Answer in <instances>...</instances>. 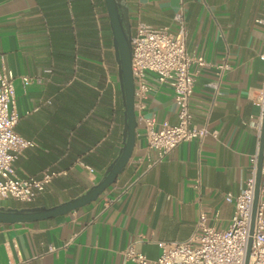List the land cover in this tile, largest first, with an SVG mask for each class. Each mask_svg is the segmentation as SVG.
<instances>
[{
  "label": "crops",
  "instance_id": "obj_1",
  "mask_svg": "<svg viewBox=\"0 0 264 264\" xmlns=\"http://www.w3.org/2000/svg\"><path fill=\"white\" fill-rule=\"evenodd\" d=\"M123 2L132 32L139 22L175 31L183 13L187 49L207 61L191 66L192 120L210 133L157 160L140 114L177 123L178 106L173 89L150 73L153 89L137 112L124 171L96 200L66 214L0 222V264H134L125 253L130 245L156 258L159 241L188 239L202 211L208 225L231 222L234 203L225 193H238L251 174L262 127L264 0ZM111 32L96 0H0V70L16 76L15 129L34 142L16 159V172L54 173L33 201L10 197L0 205L50 207L73 199L117 157L124 106Z\"/></svg>",
  "mask_w": 264,
  "mask_h": 264
},
{
  "label": "built area",
  "instance_id": "obj_2",
  "mask_svg": "<svg viewBox=\"0 0 264 264\" xmlns=\"http://www.w3.org/2000/svg\"><path fill=\"white\" fill-rule=\"evenodd\" d=\"M176 19L179 27L175 31L168 26L156 27L139 22L131 37L136 115L145 108V100L153 89L150 73L155 75L159 84H167L173 89L178 106L177 123L159 121L154 115L146 117L140 114L145 125L148 146L158 152L157 160L163 159L182 141L202 139L210 133L207 125L193 123L190 109L195 85V72L191 66H203L207 61L203 55L188 51L187 27L183 13H178ZM218 66L224 69L229 64ZM15 77L12 69L0 70V201L13 197L31 202L45 189L54 173L44 171L39 176H21L16 172V159L26 148L33 146L34 142L15 129L19 119L15 105ZM211 84L217 86V83ZM260 104L263 117L264 92L260 97ZM259 142L260 140L251 155V174L244 179L241 190L238 193H225L226 200L234 203L233 216L227 228L208 225L206 212L202 211L196 231L188 239L159 241L161 252L158 257L150 258L136 250L134 245L127 248L126 256L134 264H244L251 236L249 264H264V161L254 230L250 233Z\"/></svg>",
  "mask_w": 264,
  "mask_h": 264
},
{
  "label": "water",
  "instance_id": "obj_3",
  "mask_svg": "<svg viewBox=\"0 0 264 264\" xmlns=\"http://www.w3.org/2000/svg\"><path fill=\"white\" fill-rule=\"evenodd\" d=\"M109 16V23L113 36L115 57L118 64L119 83L122 104L124 106V130L123 143L117 157L107 168L102 178L92 185L81 195L62 202L54 206H2L0 205L1 223H29L58 215L66 214L78 209L85 204L96 200L112 183H114L120 173H122L132 156L136 143V129L138 119L135 110V82L132 70V28L128 9L123 0H104ZM259 154L257 164V175L255 185V196L253 202L252 221L250 233L254 230V220L258 201L259 186L262 177V167L264 161V110L262 127L259 138ZM252 237L250 236L245 262L249 264L251 253Z\"/></svg>",
  "mask_w": 264,
  "mask_h": 264
},
{
  "label": "trees",
  "instance_id": "obj_4",
  "mask_svg": "<svg viewBox=\"0 0 264 264\" xmlns=\"http://www.w3.org/2000/svg\"><path fill=\"white\" fill-rule=\"evenodd\" d=\"M96 9L100 11V14L102 17L105 18V20L107 19L108 15H107V8H106V4L104 0H96ZM111 61L112 64L115 62V58H114V49H113V36H112V32H111ZM120 93V92H119ZM120 102V100L117 102L116 104H118Z\"/></svg>",
  "mask_w": 264,
  "mask_h": 264
}]
</instances>
